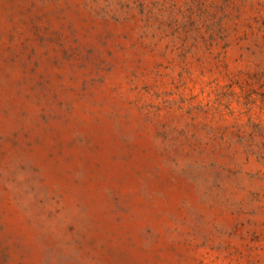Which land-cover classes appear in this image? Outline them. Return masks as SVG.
<instances>
[{"label":"rangeland","instance_id":"374dc122","mask_svg":"<svg viewBox=\"0 0 264 264\" xmlns=\"http://www.w3.org/2000/svg\"><path fill=\"white\" fill-rule=\"evenodd\" d=\"M0 264H264V0H0Z\"/></svg>","mask_w":264,"mask_h":264}]
</instances>
